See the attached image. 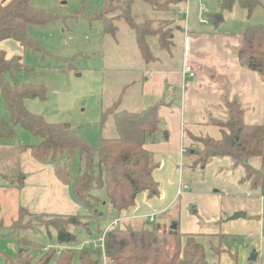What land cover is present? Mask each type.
<instances>
[{
	"label": "trees",
	"instance_id": "16d2710c",
	"mask_svg": "<svg viewBox=\"0 0 264 264\" xmlns=\"http://www.w3.org/2000/svg\"><path fill=\"white\" fill-rule=\"evenodd\" d=\"M32 0H0V42L12 40L22 48L41 51L39 44L27 35L28 26H44L56 18L44 10L31 6ZM156 12H166L177 0H140ZM221 11L230 12L235 3L250 15L259 5L258 0H217ZM135 0H106L102 8L95 11L92 18L102 23L105 35L115 36L116 22L124 21L132 30L138 51L144 61L152 60L147 43L148 37L157 39L163 50L171 46L172 30L164 23L144 21L135 23L131 9ZM215 24L216 20L212 18ZM156 24L157 28H154ZM240 65L257 73L264 80V24L247 26L241 34L237 49ZM28 70L18 56L7 57L0 51V95L6 111L0 117V138L12 139L16 128L23 129L39 139L37 145L19 146V151H29L30 156L40 164L56 167L55 176L66 184L73 178L71 195L86 215H33L24 209L19 210L18 219L11 225L12 230L28 229L32 222L53 227L57 243L68 245L77 241L71 228L89 232V223L101 215L99 206L104 200L94 193L103 191L107 202L116 213V219L123 211L135 204L138 194L146 192L148 197L158 196V185L152 177L157 164L144 145L147 138L160 134L168 139V132L160 127L158 110L161 102H155L139 112L118 110L119 100L102 114L103 127L111 118L115 137L101 138L96 147L67 123H48L42 116L30 113L27 100H46V89L42 85L18 84L16 75ZM10 75V79L6 76ZM227 120L213 123L220 127L221 138H192L201 148L185 150L183 157H190L184 163L190 172L204 167L214 158H229L233 167L244 170L242 183L249 182L252 189L264 191V172L251 166L253 158L264 160V127L246 125L243 122V109L236 101L226 103ZM80 155L83 170L75 175L71 172V161ZM61 164V166H60ZM20 176V184L23 179ZM24 215L30 216L23 223ZM38 218L40 220H38ZM35 219V220H34ZM114 220V219H113ZM149 221V220H148ZM140 226L118 224L104 234V254L109 264H209L204 246L195 235L180 234L169 226L156 222ZM105 230V229H104ZM104 230L99 231L102 235ZM223 236L220 235V238ZM222 240V239H221ZM22 244H27L24 240ZM222 241L211 245L209 250L214 257L222 252ZM57 252L59 255H57ZM46 250L35 260L27 250L20 248L16 257H6L4 264H72L74 252ZM101 251L93 244L83 246L79 252V264H101Z\"/></svg>",
	"mask_w": 264,
	"mask_h": 264
},
{
	"label": "rangeland",
	"instance_id": "374dc122",
	"mask_svg": "<svg viewBox=\"0 0 264 264\" xmlns=\"http://www.w3.org/2000/svg\"><path fill=\"white\" fill-rule=\"evenodd\" d=\"M105 1L32 0V7L56 17L44 26L27 28L28 37L39 44L41 51H32L14 42L10 43L20 50V52L12 50L10 53L20 57L23 65L28 67V70L16 75L17 83L42 85L46 89V100H27L25 102L27 110L42 116L48 123L69 124L86 138L92 147H96L101 138L115 137L110 117L105 125L101 126L102 114L118 100L122 86L141 74V69L137 66L139 51L135 47V39L130 27L124 21H119L115 23L117 28L115 36L105 35L102 23L92 18L94 12L104 6ZM177 1L182 3L179 5L177 2L178 4L170 7V11L160 13L143 1L135 0L131 9L132 18L135 23L153 22L161 17L174 18L172 10H175V6L186 13L187 18L188 14L189 17H193V20L199 5H204L206 11H214L213 0H205L199 4L192 0L188 11L183 4L184 0ZM254 10L256 15L253 20L254 25L264 24V0H259V5ZM204 17L201 19L204 20ZM206 17L212 19L214 14H208ZM153 26L157 28L156 24ZM150 42L155 41L150 40ZM6 77L10 79V75ZM5 114L0 95V117ZM38 143V138L20 128H16L14 138H0V264H4L5 256L16 257L20 248L27 250L35 260L41 258L48 249L56 252L70 249L74 252L72 264H79V252L82 247L90 243H99L101 240L99 231L104 230L116 218V213L107 202L103 191L94 193L104 200L98 208L101 215L89 223V232L80 228H71L72 233L77 236V241L72 244L57 243L55 229L43 225L47 217H42L41 225H37L36 221L32 222V226L28 229L14 232L11 228L13 222L18 219L20 205L24 202V193L21 190L24 187L39 189L36 190L37 193L32 192V189L25 191V195L31 194L29 197L31 200L29 202L25 200V204L27 203L25 211L33 215L58 214L51 208L55 203L51 199L53 196L50 193L51 181L47 180V183L40 184L42 182L38 180L43 178L42 173L32 170L31 164L34 160L29 151H19V146H32ZM261 161L264 172V160ZM46 166H51L53 171L56 169L54 165ZM83 166L81 156L75 155L71 161V172L75 175L83 170ZM239 171L238 168L220 173L213 169H205L201 173L200 168L196 169L195 177L202 179L206 188L208 187L210 191H219L216 195L222 198L226 213L232 206L242 204L244 210L239 212H244L248 216L256 213L262 215L225 223V225L233 224L224 227L225 233L244 236L226 237L225 240L223 237L220 238L222 243L225 242L221 246L222 252L219 256L214 257L209 250L211 245L219 244L218 239L199 238V242L205 248L209 264H264V191L253 190L245 184L236 183L235 175ZM228 173L231 175L228 176ZM20 176L22 179L23 176L28 177L29 183L20 184ZM72 181L73 178L62 186L71 191ZM70 197L71 201L78 205L71 193ZM39 198L47 200L46 206L35 207ZM49 200L50 204L53 202L50 207ZM196 206V204L190 206L187 210L188 215H193ZM50 210L52 212H49ZM75 214L86 215V212L79 208ZM181 217L183 220L186 216ZM230 217L228 216V219ZM29 218L30 216L24 215L23 223ZM250 220L261 222V225H255ZM201 221V226L206 227L207 230L216 228L215 225L204 223V218H201ZM21 240L28 245L22 244ZM253 251L257 254L256 261L249 262L248 259Z\"/></svg>",
	"mask_w": 264,
	"mask_h": 264
},
{
	"label": "crops",
	"instance_id": "0c3cea01",
	"mask_svg": "<svg viewBox=\"0 0 264 264\" xmlns=\"http://www.w3.org/2000/svg\"><path fill=\"white\" fill-rule=\"evenodd\" d=\"M194 1L199 4L205 0ZM177 2L179 5L182 3ZM184 2L188 11L192 0ZM212 3L213 12L206 11L204 5H199L195 20L189 17V14L187 18L186 13L175 6V10H172L174 18L161 17L153 21L162 22L172 30L171 46L168 50H163L156 38L148 37L147 43L152 60L144 61L139 53L137 66L140 67L141 74L139 71L140 75L137 78L122 86L118 98L120 110L139 112L155 102H161L158 117L161 129L168 132V139L164 140L157 134L155 137L147 138L144 145L157 164L152 177L158 185V196L150 198L146 192L138 194L134 206L121 212L117 219L121 220L119 224L133 226H140L142 223L149 225V217L153 218V222L165 226L175 222L180 234L195 235L198 241L201 237L218 239L220 243V235L224 240L226 237L244 236L225 233L224 229L225 226L233 225L232 223L225 225L231 221L228 216L243 211L244 207L242 204L234 205L226 213L222 198L216 195L219 191H210L202 179L195 177L197 168L190 172L184 167V163H189L191 158L183 157V154L185 150H192L196 146L201 148V145L192 138L209 137L213 140L221 138L220 127L213 121L227 120L226 103L236 101L241 105L242 119L246 125L264 127V80L257 73L242 67L236 54L242 32L247 26L255 24L253 23L255 10L248 15L245 9L235 3L230 12H224L220 10L217 0H213ZM208 14H214L215 24L212 19L206 17ZM201 17H204V20ZM150 40L155 42L151 43ZM11 42L14 41L0 42V51L5 52L8 58L15 56L10 53L12 50L20 52L14 44H10ZM135 47L137 48V45ZM184 67L193 74V77L184 74ZM250 164L252 167L263 169V162L259 158H253ZM31 165L32 170L42 173L43 178L38 180L42 182L40 184L47 183V180L51 181L50 193L53 195L51 199L55 202L51 208L54 209L53 212L58 213L52 215H76L80 206L71 201L70 191L62 186L64 183L55 178V170L35 160ZM238 168L240 171L235 175L236 183L251 188L249 182L240 181L244 177V170L241 167L234 169L232 161L227 157L214 158L200 170L201 173L205 169L221 173L224 170ZM230 175L228 173V176ZM29 181L28 177L23 176V184L27 185ZM182 185H187L188 189H181ZM30 189L34 193H37L36 190L39 191L38 188H22L24 202L20 209L27 208L25 200L29 202L31 194L27 196L25 191ZM179 190L181 192L178 194ZM46 201L39 198L35 207L46 206ZM51 204L49 200L48 206ZM193 204L197 206L193 209V215L189 216L187 210ZM182 215L186 216L183 220ZM258 215L261 214L250 216L246 214V218L241 220ZM201 218H204V223L215 225L216 228L207 230L201 226ZM251 222L261 225V222Z\"/></svg>",
	"mask_w": 264,
	"mask_h": 264
},
{
	"label": "built area",
	"instance_id": "2783aa9c",
	"mask_svg": "<svg viewBox=\"0 0 264 264\" xmlns=\"http://www.w3.org/2000/svg\"><path fill=\"white\" fill-rule=\"evenodd\" d=\"M184 74H188L190 77H193V74L186 68L184 67V70H183ZM181 189L183 190H186L188 189V186L187 185H182L181 186ZM181 192V190L178 191V194ZM150 222L153 221V218L152 217H149L148 218ZM121 220L120 219H116V220H113L104 230V233L101 235V240L99 243H91L93 244V246L95 248H99L100 251H101V264H109L107 258L105 257V254H104V234H105V231H107L108 229H111V228H114V227H117L119 222ZM57 255H59V253L57 252Z\"/></svg>",
	"mask_w": 264,
	"mask_h": 264
},
{
	"label": "water",
	"instance_id": "95a60500",
	"mask_svg": "<svg viewBox=\"0 0 264 264\" xmlns=\"http://www.w3.org/2000/svg\"><path fill=\"white\" fill-rule=\"evenodd\" d=\"M245 218H246V214L244 212H237L233 216L230 217V220L245 219ZM176 228H177L176 225H173L171 227L172 230H175ZM256 258H257V254H256V252L253 251L250 254L248 261L249 262H255Z\"/></svg>",
	"mask_w": 264,
	"mask_h": 264
}]
</instances>
